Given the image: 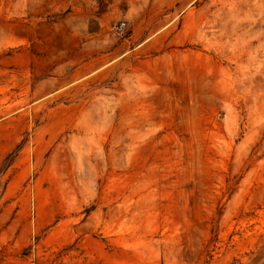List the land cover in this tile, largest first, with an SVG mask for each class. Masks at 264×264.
<instances>
[{
    "label": "rangeland",
    "instance_id": "1",
    "mask_svg": "<svg viewBox=\"0 0 264 264\" xmlns=\"http://www.w3.org/2000/svg\"><path fill=\"white\" fill-rule=\"evenodd\" d=\"M0 264H264V0H0Z\"/></svg>",
    "mask_w": 264,
    "mask_h": 264
}]
</instances>
